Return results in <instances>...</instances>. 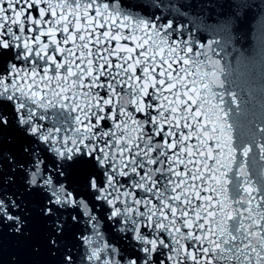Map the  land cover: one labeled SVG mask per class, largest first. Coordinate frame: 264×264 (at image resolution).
Listing matches in <instances>:
<instances>
[{
	"label": "snow or ice",
	"instance_id": "obj_1",
	"mask_svg": "<svg viewBox=\"0 0 264 264\" xmlns=\"http://www.w3.org/2000/svg\"><path fill=\"white\" fill-rule=\"evenodd\" d=\"M0 264H264V0H0Z\"/></svg>",
	"mask_w": 264,
	"mask_h": 264
}]
</instances>
